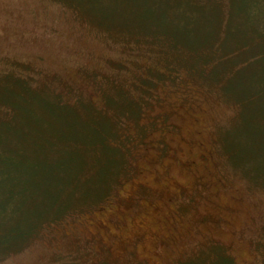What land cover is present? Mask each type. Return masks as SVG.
Segmentation results:
<instances>
[{
    "label": "rangeland",
    "instance_id": "obj_1",
    "mask_svg": "<svg viewBox=\"0 0 264 264\" xmlns=\"http://www.w3.org/2000/svg\"><path fill=\"white\" fill-rule=\"evenodd\" d=\"M95 1L86 10L0 0V113L5 98L34 104L19 108L32 118L23 131L0 114V210H18L14 230L22 213L32 222L30 242L0 264H223L219 246L234 264H264L261 90L238 95L237 109L200 80L187 35L180 49L161 48L168 0L150 4L163 26L142 19L139 28L119 23L131 0ZM135 1L148 15L150 0ZM234 1V11L244 4ZM237 20L232 10L225 41L242 40ZM181 25L171 20L167 31H190L192 21ZM41 112L54 121L40 123ZM75 146L89 163L82 179ZM71 192L79 203L57 218ZM41 202L54 212L38 216Z\"/></svg>",
    "mask_w": 264,
    "mask_h": 264
},
{
    "label": "trees",
    "instance_id": "obj_2",
    "mask_svg": "<svg viewBox=\"0 0 264 264\" xmlns=\"http://www.w3.org/2000/svg\"><path fill=\"white\" fill-rule=\"evenodd\" d=\"M63 2L65 5L72 6L74 4H84V8L87 9H96L101 5V3L95 0H81L75 3V0H57ZM149 5L144 11H147L148 17H143L141 11L143 10L140 7L138 1L131 0V6L128 7L123 15L119 16L122 25L133 23L136 28L140 27V20L147 19L149 25H154V22H158L159 25L163 26V23L157 18H154V15L150 16L149 12L154 10V4ZM159 0H153V2ZM188 1L185 5L183 2ZM244 4L236 8L234 11L233 5L234 0H193L195 4H192L189 0H168L166 3H160L162 7V12L166 17L165 24L166 26L159 30L160 34L166 36V40L159 43L160 47L166 45L165 50L172 51L180 49L181 38L182 36L187 35L185 38L192 45L190 49L192 50L193 56L198 59L197 65L200 80L210 79V84L217 87L222 94L225 92L230 96V99H233L237 106V109L244 107V100L241 99L238 95L243 94L248 89H259L261 90L262 95V107L264 108V0H243ZM260 8V11L258 10ZM233 10V13L237 12L238 15H242L241 21H234L233 23L240 28V36L242 40L236 41H225V31L226 28L231 24L230 14ZM188 13V15H186ZM142 17V18H140ZM249 17H252L249 20ZM168 18V19H167ZM172 18V19H171ZM112 20L115 21V14L112 16ZM178 21L179 25L182 23V27L185 25V20L192 21V27L190 31L180 30V31H167L170 27V21ZM104 21V20H100ZM105 22V21H104ZM125 23V24H124ZM127 25V26H133ZM135 28V29H136ZM134 29V28H133ZM170 30V29H169ZM180 36V37H179ZM175 38L171 42V38ZM194 43L196 45H194ZM193 47V49H192ZM164 49V48H163ZM194 50V51H193ZM257 63V65H256ZM205 65V72H201V66ZM187 69L193 72L189 67ZM196 71V69H193ZM206 74H209L208 76ZM198 78V77H197ZM199 79V78H198ZM15 87L19 89L21 87L20 79H15ZM28 90V88L26 87ZM225 95V94H224ZM259 96V97H260ZM16 99L19 98V95L15 93ZM226 97V95H225ZM227 98V97H226ZM4 113H0L2 118L7 120H13L15 118L16 122L22 124V131L27 129L28 125L31 124L32 118L30 113L27 115L23 110L26 105L32 107L34 104H24V101L21 103L15 101L11 102L12 99L8 100L5 98ZM253 97L247 98L248 102L252 101ZM55 104L56 107H70L74 108V105L68 103H62L61 101ZM44 107L41 110L50 111L51 107L43 103ZM22 108V109H19ZM260 122L264 124V114L261 112ZM1 118V117H0ZM48 119V120H47ZM54 117L46 116L43 112L39 114L38 120L40 123L49 121H54ZM23 141L21 144H25L26 148L30 146V142L33 141L30 137L22 134ZM18 140V141H19ZM71 142L75 145L82 142L81 140L72 139ZM78 150V155L83 162V169L81 171V179L85 176L84 169L86 164L89 163L85 161L82 149L79 146H75L72 150ZM26 150V149H25ZM90 151V150H89ZM86 151V152H89ZM25 152V151H23ZM264 158V155H263ZM22 162V161H19ZM86 170V169H85ZM9 201L12 198H8ZM79 196L75 192H71L68 197L65 199V203L62 204L55 213L57 218L61 216L66 210L70 207L73 209L76 208V205L79 203ZM31 204H28L29 206ZM40 207L36 208V213L43 212V210L53 213L54 207H50L51 204L42 203L39 204ZM22 211V210H19ZM18 212V210L12 209L11 206H7L5 209H1L2 213L1 218L3 219L7 229L4 233L0 232V259L5 257L11 252H17L20 249L24 248L29 241V227H26L25 222L32 224L31 221L23 215L20 218L21 228L14 230L11 224V220L15 219L13 213ZM33 216V215H32ZM34 227V226H33ZM217 245V244H216ZM219 246V245H217ZM220 247V246H219ZM217 249V252L222 253L224 256L223 264H234L231 258L226 254V250L221 247ZM228 253V252H227Z\"/></svg>",
    "mask_w": 264,
    "mask_h": 264
}]
</instances>
